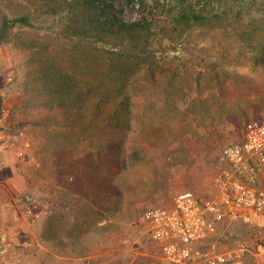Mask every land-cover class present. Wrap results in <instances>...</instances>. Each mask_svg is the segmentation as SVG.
<instances>
[{"label": "rangeland", "instance_id": "obj_1", "mask_svg": "<svg viewBox=\"0 0 264 264\" xmlns=\"http://www.w3.org/2000/svg\"><path fill=\"white\" fill-rule=\"evenodd\" d=\"M17 1L0 0V9ZM204 1L211 18L192 25L168 15L173 0H146V14L126 8L128 19L150 24L132 57L100 54L86 64L60 46L35 60L36 41L55 38L49 22L16 27L0 45V128L29 174L0 264H168L143 235L145 210L171 205L183 190H213L222 148L264 117L262 0L196 2ZM47 61L90 92L69 115L34 126L35 112L16 108L30 97L45 114L33 80ZM114 84L130 96L119 120L112 119L118 102L99 105V90ZM232 230L243 237L220 240L229 243L230 262L264 264V212Z\"/></svg>", "mask_w": 264, "mask_h": 264}, {"label": "trees", "instance_id": "obj_2", "mask_svg": "<svg viewBox=\"0 0 264 264\" xmlns=\"http://www.w3.org/2000/svg\"><path fill=\"white\" fill-rule=\"evenodd\" d=\"M173 1L166 10L168 15L179 24L204 23L211 18L210 13L200 8L207 3L206 1L202 4L197 3V0ZM154 2L159 3L161 0ZM17 3L11 11L0 9V45L11 39L16 27L35 28L38 23L49 22L48 27L56 34L54 38L56 43L51 36H48L45 42L36 41L38 49L35 60L52 57L60 46L62 49H67L73 58L83 57L86 64L91 57H98L100 54L105 57H132L136 54L131 52L132 47L140 48L146 39L144 32L150 29L148 19L143 16L146 10L151 11L146 5V0H19ZM157 6L160 8L159 5ZM163 6L165 8V4ZM126 8L144 11L143 17L128 19ZM260 9L264 10V0L261 1ZM27 47L31 48L29 45ZM40 65L37 67L44 72L37 74L33 84L41 93L47 116L40 112V106H36L30 97L27 104L15 107L20 113L35 112L34 126L41 122L40 118L44 120L48 117L51 119L48 123H52L60 116L69 115L81 106L90 92L89 90L83 93L78 90L75 80H67L55 67L54 62L47 61ZM171 78L176 77L174 75ZM125 88L124 85L114 84L107 92L105 89L99 90L101 94L99 105L118 102L112 119L119 120L126 114L130 96ZM22 122L25 124L28 121ZM116 126H120V123ZM133 154L134 152L128 153L132 157ZM118 164V161L113 162V165Z\"/></svg>", "mask_w": 264, "mask_h": 264}, {"label": "built area", "instance_id": "obj_3", "mask_svg": "<svg viewBox=\"0 0 264 264\" xmlns=\"http://www.w3.org/2000/svg\"><path fill=\"white\" fill-rule=\"evenodd\" d=\"M221 154L224 162L212 179L213 190H183L171 205L145 210L147 231L168 264H222L231 253L208 246L209 239L264 212V117L251 123L242 139L227 143ZM9 240L4 234L3 245Z\"/></svg>", "mask_w": 264, "mask_h": 264}, {"label": "crops", "instance_id": "obj_4", "mask_svg": "<svg viewBox=\"0 0 264 264\" xmlns=\"http://www.w3.org/2000/svg\"><path fill=\"white\" fill-rule=\"evenodd\" d=\"M23 158H20V152L15 151L12 143V136L5 133L0 128V243L4 234H10L9 230L12 229L11 222L17 218L15 207L17 200L21 193L26 189L28 172L25 171ZM234 225L221 230L219 235H215L209 239L208 246L217 247L222 243L224 250L220 253H231L229 243L221 239H242L241 234L232 230ZM148 235L147 229L143 230L145 237ZM149 238V239H150ZM147 241V240H146ZM242 259L236 263L230 262V258L222 264H242Z\"/></svg>", "mask_w": 264, "mask_h": 264}]
</instances>
